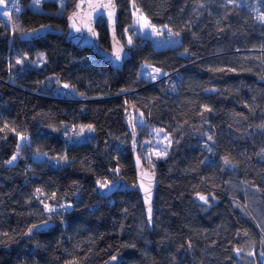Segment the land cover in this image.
Instances as JSON below:
<instances>
[{
	"label": "trees",
	"instance_id": "16d2710c",
	"mask_svg": "<svg viewBox=\"0 0 264 264\" xmlns=\"http://www.w3.org/2000/svg\"><path fill=\"white\" fill-rule=\"evenodd\" d=\"M15 1L14 27L0 19V264H262L264 0H116L124 46L131 5L179 33L174 46L127 48L120 70L66 42L76 0L64 15ZM96 29L109 49L103 20ZM144 64L167 76L143 80ZM61 84L75 97L56 95ZM134 113L171 138L149 169L151 230L136 191L105 196L97 183L135 184ZM79 125L94 130L69 140Z\"/></svg>",
	"mask_w": 264,
	"mask_h": 264
},
{
	"label": "rangeland",
	"instance_id": "374dc122",
	"mask_svg": "<svg viewBox=\"0 0 264 264\" xmlns=\"http://www.w3.org/2000/svg\"><path fill=\"white\" fill-rule=\"evenodd\" d=\"M43 1H52L56 3L58 6V13L64 12L66 9V3L68 0H40V3L33 6V0H30L28 3L29 8L33 12H41V3ZM259 3V2H256ZM14 5L16 6V1L14 0ZM255 6V5H254ZM264 8V5L259 3V9ZM14 7L13 3L10 2L3 7H0V13H3L7 11L10 16L5 17L3 15H0V19L2 20L3 24H5L7 27L12 28L14 27ZM68 12V11H67ZM66 13V12H64ZM134 13L136 15H134ZM67 14V13H66ZM130 23L129 25L124 28L121 32L122 35V40L125 43L126 48H133L135 47L138 43H141L143 41H149L155 48H161L164 46H174L179 42L178 36H169V29L165 26H155L152 23L151 25L155 26V29L160 31V35H154L153 30L151 28H141L139 24L134 23L139 17H145L143 13L135 8L133 5L130 6ZM64 15V14H63ZM259 16L264 17V10L259 12ZM146 18V17H145ZM264 20V18H262ZM148 20V19H147ZM149 21V20H148ZM150 22V21H149ZM38 32H35L36 34ZM131 38L132 43L129 44L128 40ZM173 41H178L177 43H173ZM127 49V50H128ZM36 64H40V60L36 62ZM148 66V67H145ZM154 69H157L149 64H144L141 66L139 75L140 78L147 82H155L158 81L164 77L167 76L162 74H157ZM149 72L152 73V75L156 76V79H152L151 76H149ZM63 85L61 84L60 86L55 88V93L56 95L60 97H75V95L71 92L69 88H64ZM141 121H143L141 123ZM85 126V125H79L73 128H70V132L66 133V136L69 140L71 141H83L85 139H88L90 137V134L92 131H88L87 127L84 128V131L81 135L77 136L75 133L80 131V127ZM131 132H132V145L134 148L137 149L138 155L142 159L144 165L148 169L154 170L156 163L158 160L162 159L165 157L167 154L170 146H171V138L168 136L166 133H164L160 129H154L151 127H148L146 123L144 122L142 116L138 113H134L132 116V126H131ZM25 140V139H21ZM35 160H41L44 158L43 155H36L34 156ZM105 188H103L104 190ZM48 217H55L59 218V213L56 214V212H48L47 211ZM260 262L264 264V258L260 257Z\"/></svg>",
	"mask_w": 264,
	"mask_h": 264
},
{
	"label": "water",
	"instance_id": "95a60500",
	"mask_svg": "<svg viewBox=\"0 0 264 264\" xmlns=\"http://www.w3.org/2000/svg\"><path fill=\"white\" fill-rule=\"evenodd\" d=\"M109 2L112 5L111 8L94 10L93 7H90V5L108 4ZM77 5H79V7H77ZM97 11H103L104 13L102 20L105 23L109 37V49L104 48L99 41L96 25L101 19L97 17ZM109 12H112L111 19L108 17ZM70 17L72 19H70ZM73 23H75V28L72 27ZM117 23L118 6L116 0H76L74 10L67 17L65 40L78 49L90 50L112 69L120 70L122 69L124 62L130 58L131 54L117 37ZM76 28H80L81 31L77 32ZM90 28L95 32V35L89 31ZM117 49H122L120 60H116L114 57V52ZM137 158H139V162H137ZM132 160L135 173V184L130 185L125 179L120 178L119 180L110 183L109 186L103 190V193L105 196H110L115 192L136 191L139 194L143 205L147 226L149 230H151L157 177L155 172H152L145 167L142 159L135 151L132 154ZM145 189H147V191H145ZM48 225L49 224H47V226ZM44 228L45 227L41 229Z\"/></svg>",
	"mask_w": 264,
	"mask_h": 264
},
{
	"label": "snow or ice",
	"instance_id": "6c2138e0",
	"mask_svg": "<svg viewBox=\"0 0 264 264\" xmlns=\"http://www.w3.org/2000/svg\"><path fill=\"white\" fill-rule=\"evenodd\" d=\"M9 2H10V0H0V7L6 6ZM11 2L13 3L14 10H15L16 12H19L20 9H19L18 7H15V5H14V0H11ZM231 2H232V0H229V3H231ZM39 3H40V0H33V6H35V5L39 4ZM77 7H79V5H77ZM90 7H93V9L96 10V9L111 8L112 5H111V3L109 2L108 4H97V5H94V6H93V5H90ZM0 15H3V16H5V17H9V16H10V14H9L7 11H5V12H3V13H0ZM103 15H104L103 11H97V17H98L99 19L102 20V19H103ZM134 15H136V14L134 13ZM108 17H109V19H111V17H112V12H109V13H108ZM262 18H264V17H262ZM70 19H72V18L70 17ZM134 23L139 24L141 28H151V29L153 30V34H154V35L159 36V35L161 34L160 31L156 30V29H155V26L151 25L150 22H149V21L147 20V18H145V17H139L136 21H134ZM41 27L43 28V27H46V26H41ZM72 27H74V28L76 27V26H75V23H73ZM20 31L22 32V34L27 35V34H29V33H35V32H37V31H39V30H38V29H31V30H27V31H25V30L21 29ZM76 31H77V32H80L81 29H80V28H76ZM89 31L92 32L93 35H95V32L92 31L91 28L89 29ZM169 36H170V37H173V36H179V33H173V32L169 29ZM177 42H178V41H173V43H177ZM128 43H129V44L132 43L131 38H129ZM121 51H122V49H117V50L114 52V57H115L116 60H120V59H121ZM17 63H21V61H17ZM145 67H148V66H145ZM154 71H155L157 74H162L161 71H160V69H154ZM148 74H149V76H151L152 79H156V76L152 75L151 72H149ZM163 75H166V73H163ZM63 87H64V88H69L70 85L65 84V85H63ZM142 122H143V121H141V123H142ZM85 127H87L88 131H93V130H94V129L92 128L91 125H88V126H81V127H80V131L77 132V133H75V135H77V136L81 135V134L83 133ZM21 139H25V138L22 136ZM209 139H211V137H209ZM17 147H18V149H19V145H18ZM15 159H16V156H13L12 159L8 161V163L11 164ZM65 159H66V157H65ZM137 162H139V158H137ZM228 163H230V162L227 160V158H225V164H228ZM97 183L100 184V187H101V188H107V187L109 186V183H110V182H107V181H106V182H104V183H101L100 181H97ZM37 191H40V190L38 189ZM145 191H147V189H145ZM199 198H200L201 200H205V201H207V197H206V196L201 195ZM61 207H64V206L61 205ZM45 209H46L48 212H54V211H55L54 208H51V207H49L48 205H45ZM149 211H150V210H149ZM46 226H47V222H43L42 224H35V225H32L31 228H29L28 231H29V233H31L34 229H41V228L46 227ZM237 251H238V250H237ZM261 255H264V253H261ZM112 259H115V257H113Z\"/></svg>",
	"mask_w": 264,
	"mask_h": 264
},
{
	"label": "built area",
	"instance_id": "2783aa9c",
	"mask_svg": "<svg viewBox=\"0 0 264 264\" xmlns=\"http://www.w3.org/2000/svg\"><path fill=\"white\" fill-rule=\"evenodd\" d=\"M13 10H14V9H13ZM14 11H15V10H14ZM54 212H56V214L59 213L58 210H55Z\"/></svg>",
	"mask_w": 264,
	"mask_h": 264
}]
</instances>
